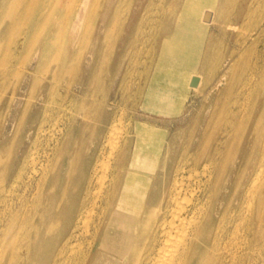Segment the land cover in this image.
<instances>
[{
	"label": "bare ground",
	"instance_id": "obj_1",
	"mask_svg": "<svg viewBox=\"0 0 264 264\" xmlns=\"http://www.w3.org/2000/svg\"><path fill=\"white\" fill-rule=\"evenodd\" d=\"M21 1L23 0H0V16L8 19L7 22L3 21L5 24L2 36L10 35L14 28L26 29V32L37 30L36 37L43 34L41 46L35 52L34 69H42L43 72L48 61L57 62L58 66L53 71L55 80L71 72L72 63L80 57L83 46L89 41L98 16L103 26L104 38L101 40L98 37V42L91 51L94 61L102 54L104 45L109 47V53L112 54L111 41L117 30L128 20L125 0H66L64 7L59 5V0H55L52 5L51 0ZM83 4V19L79 28L72 30L71 25L78 17ZM151 4L153 3L148 6L151 7ZM262 5L264 0H249L248 4L247 0H175L174 6L167 8V12L162 11L151 19L149 14L152 10H147L148 18L141 17L140 11L134 10L128 23V31L122 40L125 44L131 31H138L135 41H138L141 47L150 46V50L154 51L153 45H158L156 58L159 62L182 63V86L186 92L183 102L190 89L196 93L200 92L214 77L217 64L229 57L226 70L221 71L220 75L225 80L220 93H228L240 87V79L233 74L236 66V54L233 49L238 43H259L262 38L260 35L264 34V6L261 13L259 11ZM233 6L235 10L231 12ZM99 9H103L102 15L98 13ZM161 16L165 23L161 22ZM147 23L154 30L163 24L165 26L158 33L160 40L155 39L152 45L149 42L147 44V41L149 37H154V34H147L143 39L142 34L140 35L142 27ZM48 27L50 30L46 34ZM69 28L71 35L68 43H75L77 46L71 53H65L64 34ZM242 30L246 36L238 39ZM253 30L257 32L254 37L250 33ZM234 31L237 37L233 48L221 58L217 53L218 37L227 32L228 35L231 32L233 34ZM227 37L230 43L232 38L230 35ZM147 49L149 51V47ZM139 50L138 48L136 53ZM121 53L122 50L118 55ZM62 57H65L66 61ZM258 60L256 59L250 67L247 65L252 69V74L245 79L248 92L241 103L239 104L237 98L238 92L229 107L225 105V108H219L222 100L220 102L217 99V106L210 119L202 123L197 139H188L182 148H177L173 142L170 149L168 141L163 137L165 129H159L145 121L135 122L132 127L133 137L120 144L119 128L114 126L109 130L104 143L107 150L102 152L101 158L94 155L82 170L76 173L72 181L73 192L69 193L68 201L59 207L58 211L55 208L57 193L51 191L60 188L62 183L69 180L74 172V164L68 157L63 168L65 172L61 174L58 170L59 162L57 165L51 161L50 151L45 148L53 145L50 149L54 150L61 138L54 125L42 149V159L34 156L38 150L36 144L23 160L25 165L29 166L26 170L27 185L29 188L34 187L33 195L35 194L37 201V209L31 215V218L37 219L36 224L30 227L33 236L29 238L25 233L22 238L24 244L15 245L11 240L4 241L0 235V249L3 248L0 264H253L251 252L256 250L261 253V250H264V57L259 56ZM149 74L139 85L140 104L143 109L154 112L147 94L157 75ZM47 89L45 95L51 93L49 90L47 94ZM46 108L37 128L38 137L47 130L43 128ZM180 111H177L176 115ZM215 118L217 121L214 122ZM146 144L153 147V153L149 155L150 163L145 162L148 157ZM165 145H168V171H165L159 181L158 177L151 180ZM231 171L240 172L244 176L239 179L235 194L237 195L241 185L243 189L238 195L237 204L233 205L231 201L219 212L220 196L213 195L220 188H224L221 185H225L228 179H223V176ZM62 176L64 181L61 183ZM43 189L49 191L43 193ZM80 191H83V196H80ZM65 193L66 186L61 187V196ZM41 197L45 200L40 203L38 201ZM221 199L224 200L223 197ZM21 204L24 206L26 203ZM55 217L56 223H50ZM79 226L81 230L76 232ZM84 240L87 244H83ZM221 241L225 242L224 245H221ZM23 248L24 252H19ZM223 250L226 254L222 256Z\"/></svg>",
	"mask_w": 264,
	"mask_h": 264
},
{
	"label": "rangeland",
	"instance_id": "obj_2",
	"mask_svg": "<svg viewBox=\"0 0 264 264\" xmlns=\"http://www.w3.org/2000/svg\"><path fill=\"white\" fill-rule=\"evenodd\" d=\"M54 2L55 0H51L50 4L52 5ZM65 2L66 0H59V5L64 7ZM151 2L153 4H151V7H149L148 5ZM174 3L175 0H125V7L127 6V10L125 12H128L126 14L128 20L125 22L124 26L122 25L121 28L117 30L114 39H112L111 41L113 43L112 54L109 53V47H106V45H104L102 48V54H99V56L95 58L94 61V59L91 57V51L95 48L98 42L96 41L97 38L99 37L101 38V40H103L104 38V32L102 31L103 26L101 24L100 17L98 16L95 21V26L92 29V32L90 33L88 39L89 41L83 46L80 57L72 63L71 72L65 73L64 76H61L60 79L57 80L53 79V71L58 66V63L55 61L50 60L48 61V63L46 61L47 64H45L46 66L43 68V72L42 69L38 71H35L34 69V65L36 62L35 52L41 46V39L43 37V34H40L38 37H36L37 30H31L26 32V29L14 28V30H11L13 32H10V35L8 34L7 36L6 34L2 36L4 24L8 21V19L3 16H0V61L1 59H3L0 62V85L3 84V86H0L2 88H0V235L1 237H3L4 241L8 242L11 240L15 243V245H23L24 241L22 240V238L25 233L29 235V238L33 236V230L30 227L31 225L36 224L37 219L35 217L34 219L31 218V215L37 209L35 208V202L37 201L35 194L33 195V193L35 192L34 187L32 186V189V187L29 188L27 185L28 178L26 170L27 168H29V166L25 165V162L23 160L25 156L28 157L29 153L36 144L38 150H36L37 152L34 153V156L38 157L39 159H42V149L46 144L45 141L49 139L48 137L50 136V133L53 130L52 127L54 125L56 131L58 130V134H61V140L59 139L58 144L55 145V151L53 149H50L51 147L53 148V145L45 148L47 149V151H50L49 156L51 158V161L54 162V164L59 162L58 170L61 171V174H64L65 172L63 168L65 167L68 157L72 159V162L74 164V172L70 175L69 180H66V183H62L64 181L62 176V184L60 188L57 187L51 191L52 193H57L55 208L56 211H58L59 207H62L65 202L68 201L69 193L73 192L72 181L76 173L78 171H81L84 165L88 163V161L93 158L94 155H97V158H101V155L103 154L102 152L104 150H107V147L104 146V143L109 130L114 128V126L117 125L116 127L119 128L118 132L121 135L120 144H122L126 139L133 137L132 127L135 122L145 121L155 125L159 129H165L163 137H165V140L168 141L170 149H172L173 147V142L175 143L177 148H182L183 144L188 139H193L194 141L197 139L198 130L202 127L203 122H207L210 119V116L212 115L217 106V104L215 103L217 99H219L220 102L222 100V102L218 105L219 108L221 106H224L225 108V105L229 107L230 105H232L231 102L235 101L238 92L239 96L237 95V98L239 104L241 103L243 98L246 96V93L248 92V84H246L245 79H248L249 76H251L252 74V69H249V67L255 63L256 59L258 60L259 56L264 57V42L262 41L264 40V34L262 36L260 35V37L262 38H260L261 40L259 41V43H254V45H251L250 42H247L246 44L238 43V45L236 46L234 45L235 49L233 50L236 54L234 61L236 66L234 67L235 69L233 70V74L235 75V77L240 79V90L239 88H236V90H231L228 93H220V91L223 90L222 88L225 85V80L220 75L221 71L226 70L229 60L228 57L225 58V61H220V63L217 64V70L215 72L214 77L210 79L208 84L202 87L200 92L196 93L193 89H190L188 91V95L186 96L184 102L183 100L186 92L182 86L183 66L181 62L173 64L159 62L156 58L158 45H153L154 51L152 49V51L150 50V46H148L149 51L147 49L148 47H141L142 45H140L138 41H135V39L138 38V31L135 30L131 31L130 36H128L127 42L125 43L126 45L123 43L122 37L128 31V23H130L131 21L132 13L134 10L140 11L139 13L143 18H148L150 15L151 19L153 17H157L158 15L156 14H160L162 13V11L167 12V8L173 7ZM248 3L249 0H247V4ZM19 6L21 7V4ZM263 6L264 5L260 7V13L263 10ZM83 8L84 4L80 7L78 17L75 18L73 24L71 25L72 30L76 31L79 28L80 22L83 19ZM161 8L164 10H162ZM148 9L152 10V13L146 15ZM234 10L235 6L232 7L231 12H233ZM98 13L102 15L103 9H99ZM162 16L161 22L163 23L165 19H163ZM122 17L123 16L121 15V19ZM3 21L5 22L3 23ZM144 26L146 28L142 27L143 30H141L140 33V35L142 34V39L143 37L145 38V35L147 34H154V37H149L147 44L149 42V44L151 43L150 45H152L155 39L160 40L161 36L158 33H160V29H162V27H165L164 24L156 27V30L150 28L148 23L144 24ZM49 30L50 27H48L45 33L47 34ZM241 32L242 34L238 36V39H241L242 37L246 36L243 30ZM250 33H252L253 37L257 35L256 30L250 31ZM226 34L227 36L230 35V37L232 38V41H230V43L227 40L228 37L226 36ZM226 34H221L220 38L218 37L219 46L217 53L221 55V58L227 52H230L232 50L233 42L237 37L235 31L233 32V34L231 32L232 35H228V32ZM70 35L71 28H69L66 34H64L66 38V42L63 46L65 53L66 51L71 53L72 50H74L77 46V44L75 43H68ZM136 46L137 50L138 48L140 49L137 53ZM134 49L135 51H133ZM28 50L30 51L28 52ZM121 50L122 53L121 55L119 54V56L118 53ZM261 50L263 53L261 52ZM256 52H259V55ZM22 55L26 56L22 58ZM62 59L66 61L65 57H62ZM245 62H247V64ZM4 63H7V65ZM21 63H23V65ZM10 65L11 69L9 68ZM247 65H249V67ZM243 70L245 71L244 73ZM149 73H151L152 75H157L156 80L151 87V90L147 94L148 101L151 102V105L154 108V112L143 109L140 104L141 88H139V85H141L142 82L146 79L144 77H147V74L149 77ZM161 84L163 85V87ZM172 87L174 88V90ZM99 88L101 91L99 90ZM46 89L47 94L49 90L51 93L45 95ZM123 90L126 91L124 92ZM176 104L177 106H175ZM45 108L46 120L43 123V128L47 130L45 132H42V134L38 137L36 136V132L39 126V121H41V119L43 118V111ZM61 109L63 110V112ZM177 111L180 112L176 115ZM119 119L120 122H118ZM60 120L61 122H63V124L60 122ZM215 121H217L216 118L214 119V122ZM210 131H212V129H210ZM37 137L38 140L37 143H35ZM146 146H148V148H146V153L148 157L145 162L150 163L151 159H149V155L150 153H153V147L147 144ZM67 148L69 149V151H67ZM167 149L168 145H165L162 149L160 161L151 180H153L155 177H158L157 180L159 181V179L163 177L165 171L168 169L169 163L166 153ZM62 152L63 154H59ZM62 163L64 165H62ZM24 167L25 169H23ZM243 177L244 176L242 175V173H237V171H231L230 173H226L223 176V179H228L225 185H221L224 186V188H220L216 191V194L214 193L213 195L220 196L218 204L219 212L222 208H225V206L231 201L233 205L237 204L238 195L241 193L243 185H241V188L237 192V195L235 194V187H237L239 179H243ZM1 182H3V184ZM64 186H66V193L64 196H61V187ZM48 191V189L42 190L43 193ZM80 196H83V191H80ZM221 197H223L224 200L221 199ZM44 200V197H41V200L38 202L41 203L44 202ZM21 202H25L26 204L23 206ZM27 216L30 217L26 218ZM29 219L31 222L29 221ZM55 219L57 220V218L55 217L50 223H56ZM11 220L14 222H12ZM80 230L81 226L78 227V230H76V232H79ZM13 232L15 234H13ZM52 234L53 233H50V235ZM20 236L21 238H19ZM221 243V245H224L225 242L221 241ZM83 244H87V241L84 240ZM2 252L3 248L0 249L1 254ZM19 252H24V248L21 249ZM252 252L251 256L253 257V260L255 262H253V264H263L264 250L262 249L261 253L256 250L253 253ZM221 254L223 256L226 254V252H224L223 250V253Z\"/></svg>",
	"mask_w": 264,
	"mask_h": 264
}]
</instances>
